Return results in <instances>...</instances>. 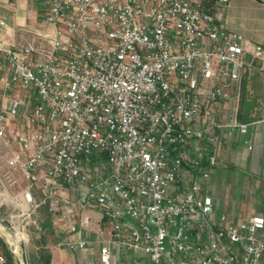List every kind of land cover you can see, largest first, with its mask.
I'll return each mask as SVG.
<instances>
[{
    "label": "built area",
    "instance_id": "obj_1",
    "mask_svg": "<svg viewBox=\"0 0 264 264\" xmlns=\"http://www.w3.org/2000/svg\"><path fill=\"white\" fill-rule=\"evenodd\" d=\"M37 1L45 28L0 48L4 91L37 94L0 113V238L19 262L44 208L68 220L59 247L95 234L101 264H264V215L209 191L219 131L250 130L231 107L264 57L214 12L231 0Z\"/></svg>",
    "mask_w": 264,
    "mask_h": 264
},
{
    "label": "crops",
    "instance_id": "obj_2",
    "mask_svg": "<svg viewBox=\"0 0 264 264\" xmlns=\"http://www.w3.org/2000/svg\"><path fill=\"white\" fill-rule=\"evenodd\" d=\"M209 2L205 1L208 7ZM45 11V5L37 0H0V12L7 21L6 27H0V48L3 44L27 38L25 29L45 28L42 22ZM214 12L229 30L240 33L252 45L264 47V0H231L229 5H222ZM4 59L0 51V111L8 106L9 97L16 95L25 101L21 112L27 111L36 103L37 94L32 89L8 93L4 91ZM228 110V105L224 104L223 115H227ZM231 110L232 116L236 115L240 122L251 125L250 130L246 135L239 131L229 133L226 129L219 131V165L209 181V191L219 211L238 219L264 215V57L246 71L241 99L237 105H232ZM229 165L241 170L228 195L224 187L218 190L213 176L218 173V168ZM93 248H96V253L87 256L83 252L56 247L51 251V264H71L72 258L79 259V264H101L98 254L100 245L97 241H94Z\"/></svg>",
    "mask_w": 264,
    "mask_h": 264
},
{
    "label": "rangeland",
    "instance_id": "obj_3",
    "mask_svg": "<svg viewBox=\"0 0 264 264\" xmlns=\"http://www.w3.org/2000/svg\"><path fill=\"white\" fill-rule=\"evenodd\" d=\"M198 1V0H193ZM46 12V11H45ZM45 14L43 15V17ZM3 71L6 73V67L4 65ZM7 78V73H6ZM5 109V108H4ZM1 110V112L4 111ZM2 159L0 158V164ZM240 168L232 166H222L218 168V173L213 176V181H216L217 188L221 191L222 187L225 189V193L229 195L231 190V185L236 179L237 175L240 173ZM232 202V201H231ZM3 208H0V217L3 215ZM88 213L92 214L97 220L102 218V213L96 210H90ZM38 223L41 226V231H37L32 226L30 227V239L27 244L23 246V256L26 264H42L41 256L42 255H51V251L56 247H59V243L63 242L65 238L64 229H66L68 220L63 221L60 225L56 224V220L52 217L44 208H41L38 212ZM91 241L94 242L96 239L95 234H92L90 237ZM0 247L2 248L4 254L7 257V254L10 253L14 259L15 264H21L8 247L5 242L0 238ZM61 248V247H59ZM65 248V247H64ZM66 249V248H65ZM85 255L93 256L94 252L96 253V248L89 247L86 251H81ZM99 254V253H98ZM73 255V254H72ZM76 261V262H75ZM80 260H74L72 258L71 264H79Z\"/></svg>",
    "mask_w": 264,
    "mask_h": 264
},
{
    "label": "trees",
    "instance_id": "obj_4",
    "mask_svg": "<svg viewBox=\"0 0 264 264\" xmlns=\"http://www.w3.org/2000/svg\"><path fill=\"white\" fill-rule=\"evenodd\" d=\"M212 2L213 0H210L209 3L212 4ZM40 260L42 264H51V255H42ZM7 264H15L14 259L10 253L7 254Z\"/></svg>",
    "mask_w": 264,
    "mask_h": 264
},
{
    "label": "water",
    "instance_id": "obj_5",
    "mask_svg": "<svg viewBox=\"0 0 264 264\" xmlns=\"http://www.w3.org/2000/svg\"><path fill=\"white\" fill-rule=\"evenodd\" d=\"M20 261L22 264H25L23 256L20 257Z\"/></svg>",
    "mask_w": 264,
    "mask_h": 264
}]
</instances>
